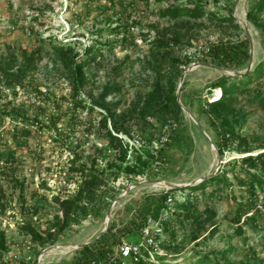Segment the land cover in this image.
Returning a JSON list of instances; mask_svg holds the SVG:
<instances>
[{"label":"rangeland","instance_id":"rangeland-1","mask_svg":"<svg viewBox=\"0 0 264 264\" xmlns=\"http://www.w3.org/2000/svg\"><path fill=\"white\" fill-rule=\"evenodd\" d=\"M176 1L184 4L187 0ZM202 2L210 13L225 15L227 8L232 7L233 15L245 34L236 31L228 23L210 19L208 15L193 25L194 31L189 38L191 47L183 50L177 48L174 54L183 62L187 58L191 59L177 89L181 103L183 104L182 99L189 103L187 108L190 114L184 112L185 119L181 123L172 118L162 123L154 117H148L146 124L138 117L127 115L124 122L131 135H118L124 143L137 147L143 140L147 142L158 136L162 141V138L168 137L174 143V161L157 178L140 177L130 182L120 175L114 182L117 194L109 197V206L104 215L96 216L89 212L88 215H81L80 220L68 227L64 225V214L54 199L57 194L63 198L75 196L81 182L77 174L69 171L71 149L76 148V144H82V162L96 155V147L103 149V153L99 155L102 168L117 162L118 155L107 145L104 133L100 131L99 117L96 118L95 115L92 122L93 118L87 111H78L77 120L68 127L64 116L59 129L64 135L67 132L71 134L68 138L64 136L63 140L66 142L57 139L52 129L32 127V134L27 139H19L23 142L22 145H18L12 137L17 121L0 117V229L5 230L10 247L9 253L0 257V264L3 260L9 264H33L35 259L37 262L42 259L40 264H58L70 260L77 245L90 243L100 236L108 213L111 217L109 227L118 229L128 223L139 208L152 203L161 193L171 190L163 181L186 185L205 176L210 178L217 172L226 173L231 178L235 172L241 178L245 176L240 162H236L237 165L234 166L235 161H240L245 155L233 149L221 158L206 136L207 134L216 146V134L202 115L200 103L204 100L211 102L213 98L220 99L222 90H210L209 86L230 73L206 64L202 61V54L210 44L222 40L238 41L247 35L251 42L252 63L249 66L252 69L264 56L262 37L260 31L247 19L250 0ZM168 6L167 2L159 3L156 0H149V5L146 0H0V60L4 62L15 57L18 59L17 68L23 69V53L35 54V64L26 77L25 87L9 85L8 76L0 70V110L5 109V106L9 109L23 107L33 115L41 106L46 112V116L42 118L52 114L55 109L51 103L43 102V94L46 92L57 98L68 97L71 94V83L65 71L56 67L51 60V44H44L43 40L52 36L63 41L75 36L79 38L76 46L79 50L96 38L116 43L113 51L104 49L103 56L86 69L87 80L83 96H98L105 86L110 85L114 89L108 101L117 102V110L127 113L140 97L145 96L154 80L155 73L148 67L152 41L165 28L171 29L167 33L169 36L173 35L172 23L159 15V11ZM111 15H118L116 18H121L125 23L137 21V25L132 24L127 33V43L120 44V39H115L108 33L102 38L93 36ZM262 16L264 19V14ZM145 34H149L148 39H145ZM246 70L242 69L241 72ZM250 88L251 92L238 95V105L245 110L247 118L237 128L247 137L253 148L252 154L257 155L264 151V77L253 81ZM67 108L70 107L66 102L63 109ZM18 126L21 127L22 124ZM152 133L155 134L154 137ZM10 150L15 151V160L6 163ZM213 189V186H209L205 195L201 191L193 192L192 197L198 200L201 209L205 202L214 208L213 223L217 228L215 235L206 240L195 241L191 221L177 224V249L169 254L163 250L162 255L155 257L156 263L198 264L200 256L208 254L210 260L206 264H216L215 254L233 246L236 250L229 255L234 262L263 264L264 194L259 191L258 199L255 200L237 182L233 188H226L219 195L210 196ZM188 192L189 190L178 191L174 200L184 201ZM206 196L208 198L205 200ZM241 203L245 206L256 203L260 207L263 215L257 219L256 224L244 222L247 215H242L241 222L236 223ZM56 215L60 216L61 222L56 220ZM174 218L175 216L173 221ZM27 220L44 235L53 231L54 239L48 238L47 242L40 239L34 241L22 228L28 223ZM210 230L208 228L205 231L208 233ZM239 230L241 233H238ZM163 236V240L170 239L166 232H163ZM51 247L55 248L48 250ZM162 257L165 258L164 261L160 260Z\"/></svg>","mask_w":264,"mask_h":264},{"label":"trees","instance_id":"trees-1","mask_svg":"<svg viewBox=\"0 0 264 264\" xmlns=\"http://www.w3.org/2000/svg\"><path fill=\"white\" fill-rule=\"evenodd\" d=\"M146 1L147 5H149V0ZM156 1L169 4L167 8L159 11V15L172 23L173 35L169 36L167 33L171 29L165 28L152 41L148 67L155 73L154 80L145 96L140 97L127 113L117 110L119 105L117 102L110 103L108 101V97L112 89H114L110 85L105 86L98 96L90 95L87 98L83 96V89L87 80L86 69L103 56L102 51L104 49L113 51L116 43L96 38L84 49L79 50L76 49L79 44V38L75 36L74 38H65L68 41L57 40L52 36L43 40L44 44L47 42L51 44V60L56 67H60L61 70L65 71L71 83V94L68 97L60 96V98H57L56 96H50L46 92L43 94V102L51 103L53 109H55L52 114L47 115L45 119L42 118V116H46V112L41 106L38 107V110L33 115L23 107L9 109L8 106H5V109L0 110V117H8L17 121L18 124L13 130L12 137L18 145L23 143L19 140L20 138L27 139L32 134V127L52 129L60 141L63 140L64 136L66 138L70 137V133L67 132L64 135L60 131L59 124L64 121L65 116L67 126H72L78 118V111H87L93 118L92 122L95 115L96 118L99 117L100 131L104 133L107 145L118 155L117 162H112L107 167L102 168L99 164V155L103 153V149L96 147V155L84 162H82L84 158V150L81 149L82 144L78 143L76 148L71 149L72 159L69 161V171L77 174L81 182L75 196L63 198L57 194L54 198L64 214L65 226L70 227L73 222L80 220L81 215H88L89 212L96 216L104 215V211L109 206V197H114L117 194L114 182L120 175L125 176L130 182H134L140 177L157 178L166 166L173 163L174 153L172 148L174 143L171 140L162 143L157 136L147 142L143 140L141 146L137 147L134 145L130 146L127 142L124 143L118 135H131L124 122L127 115L138 117L144 124H146L148 117H154L162 123H166L168 118L180 123L185 119L182 106L178 102L177 89L186 65L190 63L191 59L187 58L183 62L174 54L177 48L183 50L186 47H191V39L189 38L194 31L193 25L208 15L210 19L228 23L236 31L245 34V30L233 15L232 7L227 8V13L222 15L207 12L202 0H187L184 4L176 0ZM262 14H264V0H250L247 19L260 31L264 50V19ZM117 16H109L105 20L104 26L97 29L93 36L97 35L102 38L105 33H108L115 39H120V44L127 43V33L132 24V26L137 25V21L133 20L132 24L129 22L125 23L121 18H116ZM244 36V39L238 41L222 40L210 44L203 51L202 61L220 69H231L234 71L247 69L252 52L250 39L247 35ZM144 37L148 39L149 34H145ZM184 38H187V40H184ZM23 55V69L17 68L18 59L15 57H11L7 61L4 59V62L0 60V70L8 76L9 85L18 84L25 87L26 77L35 64V54L28 55L24 52ZM263 77L264 56L246 74L242 76L224 75L212 82L209 89L222 90V97L220 99L213 98L211 102L204 100L199 106L202 115L206 117L216 134L215 143L221 158L224 157L227 151L233 149L245 155L240 158V161H235L234 164L236 166L238 162L241 163V171L245 174L243 178L236 172L233 174V178L226 173L217 172L195 186L163 192L155 197L152 203L135 211L128 223L118 229L112 226L109 227L106 232L88 245L77 248L70 260H64L58 264H110L109 253L118 243L123 240L134 241L135 243L141 242L142 230L147 226L149 217L159 221L163 232L168 233L171 239L167 241L165 238L160 244L161 248L167 254L173 253L177 249V246H175L177 224L182 225L187 221H191L194 225L192 237L195 241L209 239L217 232L216 224L213 223L214 208L208 202H205L204 208L201 209L198 200L192 197L193 192L201 191L205 195L206 189L209 186H213L214 189L209 195H219L224 189L233 188L234 183L237 182L255 200L258 199L259 191L264 194V151L253 155V148L250 146L247 137L241 134L240 128H237L243 125L247 118L245 110L238 105V95L251 92L250 84ZM66 102L70 108L64 110ZM182 102L184 106H189L186 99H182ZM19 124H22V126H18ZM151 135L152 137L155 136L154 133ZM62 142L66 141L63 140ZM78 148L81 150H78ZM8 154L6 163L15 160L14 150H10ZM1 158H3V155H1ZM184 190H189L184 201L175 200L172 205H168L167 199L169 195H173L176 198V193ZM207 198V196L204 197L205 200ZM262 203L264 205V196L262 197ZM239 212V217L235 220L236 223L241 222L242 215H247L244 222L256 224L257 219L263 215L256 203L251 204V206H245V204L241 203ZM173 216H175L174 221L172 220ZM55 218L61 222L59 215H56ZM22 228L27 234L31 235L34 241L40 239L43 242H47L55 237L53 231H49L45 236L31 222H28ZM208 228H211V230L207 233L205 230ZM238 233H241V230ZM8 243L9 240L5 230L0 229V257L9 252ZM45 246L44 244L43 247ZM250 249L253 250V247H250ZM235 250L236 247L229 246L223 251L216 253V264H247L245 262H234L230 258L229 253ZM147 255L149 254L147 253ZM200 257L201 260L198 264H206L210 260V255L208 254ZM164 259V257L160 258L162 261ZM261 262L264 264V259ZM2 264L9 263L3 262ZM33 264H37V259L33 261ZM135 264L148 263L141 260ZM150 264L158 263L151 262Z\"/></svg>","mask_w":264,"mask_h":264},{"label":"built area","instance_id":"built-area-1","mask_svg":"<svg viewBox=\"0 0 264 264\" xmlns=\"http://www.w3.org/2000/svg\"><path fill=\"white\" fill-rule=\"evenodd\" d=\"M169 140L168 137H165L160 141L166 143ZM139 146H141V144ZM174 199L173 195H169L167 199L168 205H172L175 201ZM152 226L156 227L152 228ZM163 237V229L160 226V222L149 217L147 226L142 230L141 242L135 243L123 240L118 243L109 253L110 264H135L141 260L148 264L156 262L155 257L163 253V249L160 245L163 241ZM147 253L149 255H147ZM3 261L9 263L5 260ZM40 262H43L42 259H38L37 264H40Z\"/></svg>","mask_w":264,"mask_h":264},{"label":"water","instance_id":"water-1","mask_svg":"<svg viewBox=\"0 0 264 264\" xmlns=\"http://www.w3.org/2000/svg\"><path fill=\"white\" fill-rule=\"evenodd\" d=\"M250 63H252V56H251ZM206 64H209V63H206ZM209 65H211V64H209ZM225 70H227V71L230 73L231 76H242V75L246 74L247 72H249V71L251 70V66H249V67L247 68L246 72L234 71V70H231V69H225ZM182 82H183V81H182ZM181 86H182V83H181ZM181 86H180V87H181ZM178 102H179L180 105L182 106L183 111L186 112V113H189V114H190L189 109L181 103L180 98L178 99ZM205 134H206V133H205ZM206 136H207V138L209 139V141L211 142L212 146L217 150V152H218V154H219V151H218L217 147L215 146L214 142L211 140V138H210L207 134H206ZM219 156H220V154H219ZM220 157H221V156H220ZM220 162H221V159L219 160V164H218V165H220ZM207 178H208V177L205 176V177H202V178L196 179V180L193 181L192 183H189V184H186V185H174V184H172V183H170V182H164V183H166V184H167L166 186H167V187H170V189H176V188H182V187H191V186H195V185L201 183L202 181L206 180ZM108 217H110V214H109V213L107 214V218H108ZM107 218H106V219H107ZM108 228H109V224L106 225V226L104 227V229H103V231L101 232V234H103L104 232H106V231L108 230ZM101 234H100V235H101ZM98 237H99V236H98ZM98 237H97V238H98ZM97 238H95V239H97ZM95 239H94V240H95ZM88 244H89V243L80 244V245H77L76 248H82V247H84V246H86V245H88ZM53 248H55V247H51V248L48 249V250H51V249H53Z\"/></svg>","mask_w":264,"mask_h":264},{"label":"bare ground","instance_id":"bare-ground-1","mask_svg":"<svg viewBox=\"0 0 264 264\" xmlns=\"http://www.w3.org/2000/svg\"><path fill=\"white\" fill-rule=\"evenodd\" d=\"M219 91V90H218ZM164 182H168V181H163L162 183L164 184V185H167L166 183H164ZM110 219H111V217H108L106 220H105V222H104V227L106 226V225H108L109 224V222H110Z\"/></svg>","mask_w":264,"mask_h":264}]
</instances>
